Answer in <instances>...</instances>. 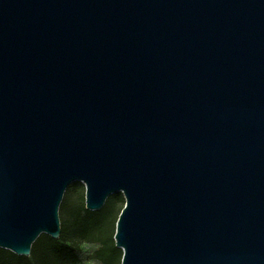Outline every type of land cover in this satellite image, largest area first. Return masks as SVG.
<instances>
[{
	"label": "water",
	"instance_id": "water-1",
	"mask_svg": "<svg viewBox=\"0 0 264 264\" xmlns=\"http://www.w3.org/2000/svg\"><path fill=\"white\" fill-rule=\"evenodd\" d=\"M121 193V264H264V0H0V248Z\"/></svg>",
	"mask_w": 264,
	"mask_h": 264
},
{
	"label": "rangeland",
	"instance_id": "rangeland-1",
	"mask_svg": "<svg viewBox=\"0 0 264 264\" xmlns=\"http://www.w3.org/2000/svg\"><path fill=\"white\" fill-rule=\"evenodd\" d=\"M85 193V186L81 182H74L68 187L59 211L61 224L70 219V214L76 215L82 206L85 207ZM119 195L122 200H119ZM124 205L123 195L117 193L108 198L102 210L85 213L84 222H78L73 217V221L67 226V233L72 229L76 230V237L81 243L78 250L81 264H103L94 257L98 248L104 250L109 264H121L122 251L117 248L114 235L116 222ZM60 264H64V261H60Z\"/></svg>",
	"mask_w": 264,
	"mask_h": 264
},
{
	"label": "trees",
	"instance_id": "trees-1",
	"mask_svg": "<svg viewBox=\"0 0 264 264\" xmlns=\"http://www.w3.org/2000/svg\"><path fill=\"white\" fill-rule=\"evenodd\" d=\"M119 200H122L120 195ZM85 213L95 212L88 211L82 206L76 215L72 216L70 214V219L61 224V236L59 239L55 240L48 235H41L34 243L30 257L17 256L11 251L0 248V264H60V261H64V264H81L78 254L81 243L76 237V230L72 229L67 233V226L75 217L78 222H84L86 219ZM94 257L103 264H109L102 248L96 250Z\"/></svg>",
	"mask_w": 264,
	"mask_h": 264
}]
</instances>
